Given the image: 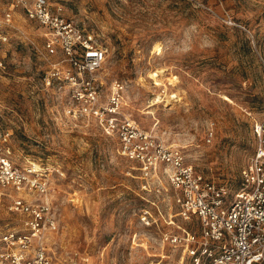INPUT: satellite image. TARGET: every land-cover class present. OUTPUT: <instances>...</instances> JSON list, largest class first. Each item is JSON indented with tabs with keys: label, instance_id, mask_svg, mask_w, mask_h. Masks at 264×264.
<instances>
[{
	"label": "rangeland",
	"instance_id": "rangeland-1",
	"mask_svg": "<svg viewBox=\"0 0 264 264\" xmlns=\"http://www.w3.org/2000/svg\"><path fill=\"white\" fill-rule=\"evenodd\" d=\"M50 1L108 47L103 101L121 81L126 115L235 192L255 149L254 124L264 119V0ZM12 3L0 0V13L14 16L9 39L0 40V130L8 134L0 146L50 181L55 263L191 264L187 254L181 262L182 247L163 241L164 232L193 228L176 215L173 190L145 189L139 163L119 153L99 119L66 115L67 99L43 82L46 29ZM10 202L0 199V233L21 225ZM144 209L156 217L151 224Z\"/></svg>",
	"mask_w": 264,
	"mask_h": 264
},
{
	"label": "built area",
	"instance_id": "built-area-1",
	"mask_svg": "<svg viewBox=\"0 0 264 264\" xmlns=\"http://www.w3.org/2000/svg\"><path fill=\"white\" fill-rule=\"evenodd\" d=\"M12 2L46 29L49 69L43 82L67 99L66 115L99 119L107 134L117 136L119 153L139 163L145 189L164 196L173 190L176 215L193 225L163 233L164 242L183 248L181 262L187 254L191 264H264V119L254 124L255 149L241 170L240 187L232 192L227 184L200 173L180 146L168 144L126 115L121 81L113 83L103 101L99 72L108 47L94 31L79 26L62 5L53 6L50 0ZM13 23L12 9L0 13V40L9 39L6 30ZM2 136L7 140L8 134L0 130ZM215 136L210 126L206 141L213 142ZM51 193L41 168L18 166L0 146V199L10 196L9 209L22 215L19 227L0 233V264H57L49 246L50 234L58 229ZM155 218L150 209L143 210L145 223ZM69 264L82 263L72 258Z\"/></svg>",
	"mask_w": 264,
	"mask_h": 264
}]
</instances>
